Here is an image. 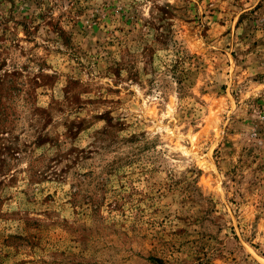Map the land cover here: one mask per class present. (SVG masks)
Listing matches in <instances>:
<instances>
[{"label": "rangeland", "instance_id": "obj_1", "mask_svg": "<svg viewBox=\"0 0 264 264\" xmlns=\"http://www.w3.org/2000/svg\"><path fill=\"white\" fill-rule=\"evenodd\" d=\"M0 264H264V0H0Z\"/></svg>", "mask_w": 264, "mask_h": 264}, {"label": "trees", "instance_id": "obj_2", "mask_svg": "<svg viewBox=\"0 0 264 264\" xmlns=\"http://www.w3.org/2000/svg\"><path fill=\"white\" fill-rule=\"evenodd\" d=\"M3 110H5V108H4ZM3 110H2V111H3Z\"/></svg>", "mask_w": 264, "mask_h": 264}]
</instances>
